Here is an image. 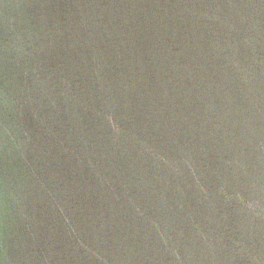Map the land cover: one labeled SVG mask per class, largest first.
<instances>
[{
	"label": "water",
	"instance_id": "obj_1",
	"mask_svg": "<svg viewBox=\"0 0 264 264\" xmlns=\"http://www.w3.org/2000/svg\"><path fill=\"white\" fill-rule=\"evenodd\" d=\"M0 264H264V0H0Z\"/></svg>",
	"mask_w": 264,
	"mask_h": 264
}]
</instances>
